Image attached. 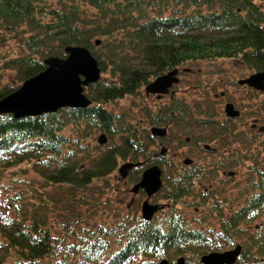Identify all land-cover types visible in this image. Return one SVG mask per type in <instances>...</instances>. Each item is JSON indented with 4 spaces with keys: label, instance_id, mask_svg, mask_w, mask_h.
<instances>
[{
    "label": "trees",
    "instance_id": "1",
    "mask_svg": "<svg viewBox=\"0 0 264 264\" xmlns=\"http://www.w3.org/2000/svg\"><path fill=\"white\" fill-rule=\"evenodd\" d=\"M10 39L18 52L3 53L0 59V100L42 71L46 58L66 57L68 46L88 47L101 71H110L113 79L101 77L85 86L92 100L86 107L64 106L21 117L0 113V264L11 254L17 256L14 264H136L139 258H144L139 264H158L170 248L174 254L190 255L187 259L193 264H202L206 253L237 244L243 249L236 264H264V164L252 167L247 179L250 195L242 206L227 216L214 200L206 215L216 211L218 225L206 217L188 220L181 212H173L165 222L168 229L143 219L115 220L113 227L76 226L72 218L73 222L63 223L64 233L55 235L47 225L51 201L46 197L47 188L56 186L72 197L81 195L95 180L114 172L119 160L135 165L129 173L135 184L140 182L144 168L137 163L149 153L144 138L153 136L135 124L118 126L122 113L108 109L107 103L138 94L153 79L186 62L239 57L253 70L263 71L264 0H0V55ZM10 69L18 83L7 79ZM210 102L202 114L174 99L158 112L147 110V122L151 127L159 125L156 122L175 124L187 132L191 126L208 125L211 135L186 137L200 148L202 140L235 133L231 118H215L217 107ZM83 123L107 137L117 131L120 141L106 145L98 157L86 162L81 156L88 151L85 139L92 131H83ZM175 130L168 131L175 134ZM261 147L264 153V140ZM238 150L231 151L233 157L225 153L217 170L237 163L243 155ZM162 151L152 156L151 163L168 164ZM29 166L44 182L42 194L35 190L32 195H13L14 184L24 180ZM189 168L172 179L166 198L180 203L194 190V181L205 176L202 167ZM8 179L13 180L11 186ZM4 191L9 200L1 198ZM37 201L44 212L37 210ZM3 203H8V211Z\"/></svg>",
    "mask_w": 264,
    "mask_h": 264
},
{
    "label": "rangeland",
    "instance_id": "2",
    "mask_svg": "<svg viewBox=\"0 0 264 264\" xmlns=\"http://www.w3.org/2000/svg\"><path fill=\"white\" fill-rule=\"evenodd\" d=\"M17 47L18 45L12 39L4 42L0 59L3 58V53L5 56L17 54ZM179 67L180 80L171 87L169 92L158 96L157 93L147 92L144 86L138 94L127 95L115 102L106 104L108 109L122 113V115H119L118 126L126 123L135 124L137 128H141L140 131L147 130L153 136L152 139L144 138V142L149 143V153L146 157H139L138 162L143 163L142 168L145 169L153 164L151 163L152 156L159 153L162 147L168 148L166 153L169 159L166 160L168 164L161 165L164 168V185L162 189L151 197L142 189L134 192L133 173L123 177L119 172V168L124 163L121 160H119V166L114 172L104 178L95 180L89 189L81 191V195L75 196L76 200L75 197H72L70 193L59 186L48 187L47 191L44 190L47 193V200L51 201L50 204H47L49 209L47 212V225L53 230V234L64 233L63 223H66V221L73 222L72 218L75 219L76 226L85 224V226L89 225L91 227L99 223L113 227L115 220L119 219H129L133 223L140 221L143 219L142 205L146 201L152 205H165L152 218L153 222L161 225H165V222H168L170 217L173 218V212H181L185 216L187 215L188 220L206 217L207 221L209 218L211 225H218L220 219L215 216L216 211L213 212L212 216L208 217L206 215L214 200H219L218 204L223 208L222 211L227 216L230 211L244 204V200H247L248 195H250L247 179L249 174H252L251 169L264 164V153L260 151L264 140V131L259 133L260 127L264 125V90L260 91L259 94L252 93L247 87L238 82L242 76L248 75L252 71V68L247 64L245 65L239 57L186 62ZM188 67L192 69L188 70ZM8 72L10 77L7 79L10 82L18 83L15 71L10 69ZM101 77L113 79L110 71L108 73L102 72ZM223 92L225 93L224 95H222ZM174 99L185 104L187 108L194 109L196 112L197 110H202V114H205V111L208 110L210 101L215 102L217 107L215 118L221 120L227 117L225 113L227 101H235L236 108L240 110L238 116L231 117L235 133L224 139L220 138L222 141L217 138H214L217 140L212 141L202 140L199 144L200 148L191 139H186V137L188 133H193L191 136L211 135V133H208L209 130L211 131L208 125L191 126L190 131L187 132L188 128L183 130L175 124H170L168 130L176 129L174 131L175 134H171L168 131L165 136L153 135L151 133V125L147 122L146 111L158 112L164 105L173 102ZM202 114L198 113L199 116H207ZM165 123L156 122L154 124L167 128ZM142 124L146 127L143 126V128ZM254 124H256L255 127H253ZM82 127L83 131L90 130L84 123ZM90 131L92 133L85 139L88 151L83 152L81 156L84 157L86 162L93 157H98L101 151L106 148V145L120 141V134L117 131L114 132L113 136H108V140L105 143H101L98 140L101 131L95 130L93 132L92 129ZM94 134L97 137H94ZM206 143L210 144L209 148H205ZM237 150L243 153L242 156L238 157L237 163L225 165L224 169L217 170L216 163L218 164L223 159V155L226 153L227 156L233 157V152ZM255 157H258V159ZM185 159H193L189 167L195 165L202 167L205 176L194 181L192 193L183 197L179 203L166 198V194L168 190L172 189V184L170 183L172 179L178 177L183 169H190L188 167L189 164H184ZM31 167H27L29 171L25 174L24 180L17 183V185L16 183L14 184L16 188L13 187L15 190L13 195H17L20 192H27L32 195L35 190L39 191V196L42 194L44 182L40 175L34 170H30ZM168 179L170 180L169 183ZM12 181L8 179L7 184H12ZM7 191L1 193L2 199H10ZM211 192L213 193L210 198L209 196L206 197ZM208 198L209 201H207ZM8 203H3L4 210H7ZM36 207L37 210L44 212V205L40 201L36 202ZM11 210L13 208L9 209V212ZM193 224L195 223H192V226L196 225ZM165 226V229H168L169 226ZM253 226L254 224L252 228ZM68 239L72 238L69 236ZM174 253V249L170 248L168 255L165 256V259H168L171 264H177V260L181 256ZM189 256L183 255L186 259ZM8 258V261L4 262V264H14L17 256L11 254ZM142 260L144 258H139L136 264H139ZM186 262L187 264H193L189 259Z\"/></svg>",
    "mask_w": 264,
    "mask_h": 264
},
{
    "label": "water",
    "instance_id": "3",
    "mask_svg": "<svg viewBox=\"0 0 264 264\" xmlns=\"http://www.w3.org/2000/svg\"><path fill=\"white\" fill-rule=\"evenodd\" d=\"M100 41H97L99 43ZM66 57L50 56L45 59L46 67L26 79L15 91L9 93L0 100V113H13L16 117L41 114L56 111L64 106L85 107L91 103V99L84 92V86L96 82L101 77V67L91 50L85 46H68ZM178 68L168 71L147 84V91L167 92L173 83L179 81ZM256 88L264 90V70L252 73L247 78L240 80ZM229 115H238L232 103L226 106ZM152 131L165 135V127L154 126ZM100 142H106L105 133L99 137ZM165 153V149L162 151ZM185 163H191L186 160ZM134 166L133 163L124 164L120 169L123 176ZM162 170L155 165L144 171L142 180L134 187L138 192L144 188L149 197L158 192L162 187ZM158 205H152L148 201L143 204V215L147 220L152 219L159 209ZM242 246L225 252H213L202 257L204 264H234L241 254ZM160 264H171L163 260ZM177 264H186L184 258H180Z\"/></svg>",
    "mask_w": 264,
    "mask_h": 264
},
{
    "label": "flooded vegetation",
    "instance_id": "4",
    "mask_svg": "<svg viewBox=\"0 0 264 264\" xmlns=\"http://www.w3.org/2000/svg\"><path fill=\"white\" fill-rule=\"evenodd\" d=\"M188 70H190V69H188ZM256 70H253L252 69V71L248 74V75H245V76H242L239 80H238V82L241 84V85H244V87H247L252 93H256V94H259V92L260 91H262L261 89H258V88H255L254 86H252V85H249L248 83H244V82H241L240 80H242V79H244V78H247L249 75H251L253 72H255ZM178 73H180V69H179V72ZM225 93L223 92L222 93V95H224ZM228 102H232L234 105H235V101L233 102V101H227V103H226V105L228 104ZM235 107H237V106H235ZM227 117H229V118H231L230 116H227ZM256 126V124H254L253 125V127H255ZM263 126V125H262ZM262 126L260 127V132L259 133H261L262 132Z\"/></svg>",
    "mask_w": 264,
    "mask_h": 264
}]
</instances>
